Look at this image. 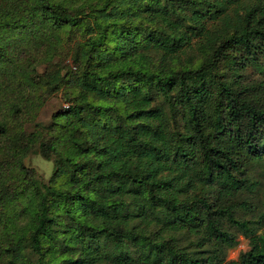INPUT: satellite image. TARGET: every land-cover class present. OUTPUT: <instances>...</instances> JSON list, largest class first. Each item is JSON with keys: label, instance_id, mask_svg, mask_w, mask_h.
Masks as SVG:
<instances>
[{"label": "trees", "instance_id": "1", "mask_svg": "<svg viewBox=\"0 0 264 264\" xmlns=\"http://www.w3.org/2000/svg\"><path fill=\"white\" fill-rule=\"evenodd\" d=\"M0 264H264V0H0Z\"/></svg>", "mask_w": 264, "mask_h": 264}, {"label": "rangeland", "instance_id": "2", "mask_svg": "<svg viewBox=\"0 0 264 264\" xmlns=\"http://www.w3.org/2000/svg\"><path fill=\"white\" fill-rule=\"evenodd\" d=\"M62 94L60 92L55 93L46 104L42 107L39 112V119L43 122L49 121L51 114L57 109L66 106ZM25 165L36 169L41 175L47 178L50 175L52 169V162L43 159L39 154H32L25 158ZM248 241L241 235L238 237L237 245L230 249L227 253V259H237L240 252H245L248 250Z\"/></svg>", "mask_w": 264, "mask_h": 264}]
</instances>
